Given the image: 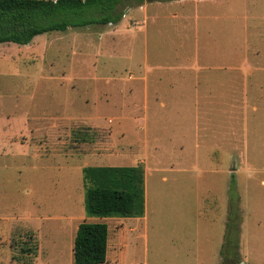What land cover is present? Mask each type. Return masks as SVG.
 I'll list each match as a JSON object with an SVG mask.
<instances>
[{
	"label": "rangeland",
	"instance_id": "374dc122",
	"mask_svg": "<svg viewBox=\"0 0 264 264\" xmlns=\"http://www.w3.org/2000/svg\"><path fill=\"white\" fill-rule=\"evenodd\" d=\"M209 58L234 67L225 89L211 86L223 83ZM253 77L264 86V0L133 3L114 25L0 44V264H73L82 221L105 223L110 245L116 225L86 216L81 169H144L145 153L159 161L145 172L147 220L126 222L135 231L113 264H178L167 250L184 247L183 261L206 264L187 254L223 225L211 206L219 189L239 264H264V89ZM195 109L224 125L225 186L214 170L225 154L194 139Z\"/></svg>",
	"mask_w": 264,
	"mask_h": 264
},
{
	"label": "trees",
	"instance_id": "16d2710c",
	"mask_svg": "<svg viewBox=\"0 0 264 264\" xmlns=\"http://www.w3.org/2000/svg\"><path fill=\"white\" fill-rule=\"evenodd\" d=\"M173 0H0V44L27 45L38 36L92 25H114L133 3ZM83 140V139H82ZM87 217L139 218L143 214V168L91 166L81 169ZM230 212V211H229ZM228 212V213H229ZM231 213L227 216L220 264H239ZM107 226L80 222L75 229L73 264H105ZM23 248L22 252H28Z\"/></svg>",
	"mask_w": 264,
	"mask_h": 264
},
{
	"label": "crops",
	"instance_id": "0c3cea01",
	"mask_svg": "<svg viewBox=\"0 0 264 264\" xmlns=\"http://www.w3.org/2000/svg\"><path fill=\"white\" fill-rule=\"evenodd\" d=\"M177 1H183V0H173L171 2H177ZM208 1H212V0H194V3H198L201 4L203 2H208ZM194 6H197L194 5ZM210 60V66H212L210 69V74H212L214 80H219L222 81L223 84L221 85H215V84H211V86L213 88H226L227 84L230 83V81L232 80V75L234 72V67L233 66H229V65H225L224 63H220L221 65H213L212 63V59L209 58ZM249 66H245L244 63L240 64L239 69L241 72V77L243 80V84H246L245 87H249L247 84V80L248 78H250L251 76V72L249 71ZM259 67H258V71H259ZM219 74V75H218ZM253 82L255 83V85L253 82H251V86L253 88H255L258 92V90L260 89H264L263 85L261 84V79L259 77H253L252 78ZM249 81V80H248ZM217 101H220V98H217L216 100H213V102H211L212 104L217 105ZM223 103V101H222ZM195 105V104H194ZM196 111V120L194 123V131H195V136L194 139L197 140H201L206 139L207 142L210 144V146L213 149V154L216 153H224V159L225 162L222 164V162L216 160V166L215 167V171L216 174L217 173H223L224 177L222 178V183L224 184V186L228 183V179H227V169L231 168V160H230V154H231V147L229 145H227L226 142L219 143V140L217 139L218 137H220L219 135V129H222V127L224 128V125H219V126H215V118H212L211 115H214L215 112H209L207 113L208 116V120H214L212 123H205V120L207 119L206 117L202 116V114L197 117V113H198V109H195ZM214 123V124H213ZM213 124V125H212ZM212 125V126H210ZM226 139V137H224ZM227 154L229 155V161L227 164ZM152 163H150V161H148V156L147 153H145V161H144V169H143V214L141 217L139 218H108L111 219V221L114 222V225H116L114 228V232H113V241L110 245H108V236H107V240H106V262L105 264H113V262L115 261V259L120 255L119 253L121 252V250L124 248L125 242H126V233H131L133 231H135V226H132V224H128L126 222H134V221H140V220H147V216H148V211H147V207H146V189H145V172L148 169L149 166H151ZM159 166V161L155 162L152 166ZM175 167L180 168L179 166H182V164H180L179 162H175L174 163ZM196 165H193L192 168H194ZM172 167V166H170ZM172 167L171 169L175 168ZM183 167V166H182ZM176 168L177 172H182L181 170H184V168H180L178 169ZM161 169V168H160ZM163 169V168H162ZM196 170L197 172L200 171L199 169H193ZM183 173V172H182ZM229 180L230 182L232 181V174H229ZM161 182L165 181L164 177L160 178ZM221 190V189H219ZM219 190L217 191V194H215L213 196V198L211 199L212 203L211 206L214 209H219L221 212V224L222 226H219L218 229L214 228V233H213V237L210 238V241L208 240V238L205 237L204 241H203V246L202 243H198L197 248H195L193 250V252H191L190 254L188 253L187 255H191V257L193 258V260L198 259L199 257H202L203 260H206L205 263L206 264H220L221 262V256H220V252L222 250V245H223V241H224V235H225V224H226V212H227V196L224 194L219 193ZM229 200V199H228ZM231 201V200H230ZM156 202H157V206L155 211H151V215H157L159 214V207L163 204V199L162 197L157 194L156 196ZM230 205V204H229ZM194 233V232H193ZM197 241V240H195ZM194 241V242H195ZM109 247H111L110 249V260L107 259V255H109ZM170 249V251H169ZM185 249V247L183 248ZM183 249L182 251L180 250H176V251H172V248H168L167 251H169V253H167L169 256L172 257H176L175 260H177L178 264H189V261L187 263V261H183L182 257H185L183 254ZM187 251V250H186ZM180 257V259L178 258ZM201 264V263H198Z\"/></svg>",
	"mask_w": 264,
	"mask_h": 264
}]
</instances>
